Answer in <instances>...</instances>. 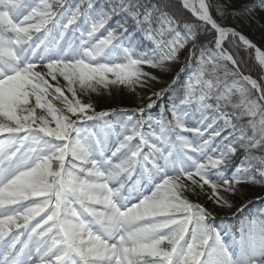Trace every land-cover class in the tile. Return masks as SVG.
I'll return each mask as SVG.
<instances>
[{
  "label": "snow or ice",
  "instance_id": "obj_1",
  "mask_svg": "<svg viewBox=\"0 0 264 264\" xmlns=\"http://www.w3.org/2000/svg\"><path fill=\"white\" fill-rule=\"evenodd\" d=\"M230 2L182 0L199 22L190 23L169 0H108L107 11L96 0H0V264H264V217L242 224L230 250L212 213L188 198L207 188L231 208L242 185H264V105L251 90L261 101L264 91L239 67L241 48L261 66L264 52L224 23L264 12V0ZM118 13L123 21L106 28ZM185 48L167 88L144 107L112 110L119 132L81 99L146 88L159 80L146 69L169 71ZM181 73L179 103L146 116ZM193 105L200 120H186ZM89 121L103 126L90 131Z\"/></svg>",
  "mask_w": 264,
  "mask_h": 264
},
{
  "label": "trees",
  "instance_id": "obj_2",
  "mask_svg": "<svg viewBox=\"0 0 264 264\" xmlns=\"http://www.w3.org/2000/svg\"><path fill=\"white\" fill-rule=\"evenodd\" d=\"M72 4L76 5L78 3H81V0H70ZM113 3H115V0H112ZM171 7L168 9L170 13L174 15L175 18L181 20L182 22H190V23H199L194 16L183 6L180 4V0H169ZM206 2L210 4H215L220 2V0H206ZM248 0H231L229 7L233 9H238L242 4L247 3ZM84 3L86 5V0H84ZM100 4L105 5V10H109L108 7V0H96V5L99 6ZM212 15L215 19L220 20V17L217 15L215 11V7L211 9ZM124 19L123 13H118L116 15H113L111 19L108 21V24L106 25V28H116L117 24L119 22H122ZM116 23V25H114ZM227 26L235 27L239 32H241L243 35L248 37L251 41H253L260 49L264 51V12H255L252 14L251 17H232L230 16L225 22ZM131 30V28H130ZM136 37L138 39H142L139 33H136ZM151 46V45H150ZM224 47L228 48V43H225ZM196 55H199V51H197ZM187 53L182 54L179 56V60L175 63H172L170 66V71L163 74V75H156L159 77V80L163 82V84L166 86V88L171 83L172 79L176 76V73L180 71L182 66L185 65ZM239 59L242 61L239 65L240 71L243 74L250 75L253 79L257 80V83L260 85L261 90L264 91V79H262L261 75V69L260 66L256 63L253 56V50L248 49L245 51L243 48H241L239 53ZM193 65H195V60L193 61ZM231 67V64L228 65ZM190 71V70H189ZM174 74V75H171ZM167 75H169L167 77ZM187 79V75L185 73H181V81L177 85H173V88L175 91H169L163 99V101H157L156 106H154L153 109L149 110L147 115H150L152 118L158 119L161 113V104H163L165 107H167L168 103L170 102V98H176V102L179 103V99L183 96V82ZM249 87V86H248ZM252 92V99H257V102L261 105H264V101L258 100V95L256 90H251ZM156 100V98L154 99ZM54 103L57 104V107H62V105L59 104L58 101H54ZM120 108L125 109L129 106H124L123 103H121ZM111 106L109 104H102L97 110H102L104 108H110ZM144 107V106H143ZM131 110V107L129 108ZM39 110V109H38ZM37 110V112H38ZM115 110H117V107L115 106ZM227 112H232L233 109L231 107H226L224 109ZM109 115L103 118V121H106L109 124H119V117L114 114L112 111H108ZM137 115H139L137 113ZM165 116L168 119H171V113H165ZM201 119V113L199 111L195 110V105H193L192 110L190 111L189 117H186V120L192 121V120H200ZM247 120V117L245 118V121ZM210 122V121H209ZM218 123H223V121H218ZM190 127L194 126L193 123L189 122ZM87 126L90 131L94 128L96 131H99L101 127L103 126V122H94L93 124L87 122ZM146 130V129H145ZM188 135V138H192V133H186ZM255 154H261L258 150H254ZM241 153L236 158V162H239V156L242 155ZM242 189L245 192V195L243 196H235L230 195L231 197L229 200L232 203V207H224L222 211L219 213H216L215 219L211 221L214 227L220 229L224 234H226L228 237H236L237 234L241 235V226L242 224H245L247 220L253 219V218H262L264 217V213L260 212V209H264V185H242ZM250 202V203H249ZM242 204H247V209L243 212H237V209L240 208ZM247 229L245 227L244 233L246 235Z\"/></svg>",
  "mask_w": 264,
  "mask_h": 264
},
{
  "label": "rangeland",
  "instance_id": "obj_3",
  "mask_svg": "<svg viewBox=\"0 0 264 264\" xmlns=\"http://www.w3.org/2000/svg\"><path fill=\"white\" fill-rule=\"evenodd\" d=\"M70 3L72 4L71 1H70ZM180 4L183 6L182 0H180ZM72 5L75 6L74 4H72ZM20 18L22 19V16ZM115 24L116 23H114V25ZM104 34H106V32L102 29L101 32L98 35H104ZM34 35H40V34L36 33ZM78 35H79V33H77V36ZM145 43H148V42L145 41ZM225 43H227V42H225ZM149 46H150V44H149ZM189 47H190V45H189ZM261 51L264 52L262 49H261ZM186 53L188 55V48H185L184 50H182L180 55L186 54ZM253 56H254V60L259 65L258 61L256 60V52H254V51H253ZM193 61H194V59H193ZM193 61H192V63H193ZM184 66H182V67H184ZM259 66H260V69H261V75H262V77H264V66H261V65H259ZM146 70L147 71H151L153 73V75H163V74H165V73L170 71L169 70L167 72H161L158 69H146ZM171 75H174V74H171ZM244 75H248V74H244ZM168 76L169 75H167V77ZM248 86H249V88L251 87L250 85H248ZM163 88H166V86L163 84V82L158 80V81L150 82V85L148 87H146V88H142V89L138 88L135 92H132V91H130L128 89L113 87L111 89V91L101 90V92L99 94L92 93L90 97H81V99L83 100V102H86V103L87 102H91L93 104V107L95 108V110L97 108H99L100 106H102V104H109L111 106L110 108H104L102 110H97V112L112 111V110L115 109V106L117 107V109L120 110L121 109L120 107L123 106V105H121V103H123L124 106H129L128 108L131 107V109H137V108L145 106L149 102L148 101V97L151 95L152 92L159 91L160 89H163ZM257 95L259 96L260 93L257 92ZM155 98L156 97H154V96L152 97L153 100ZM37 113L39 114L40 110H38ZM0 119H2V118H0ZM153 119H155V118H153ZM113 126L115 127V131L116 132L121 131L119 124H114ZM187 126L190 127V124L188 123ZM146 130H147V128H146ZM92 131H96V130L94 129ZM184 134L186 135V133H184ZM0 138H2V136H0ZM110 139L114 140L115 136H111ZM135 179L136 178L132 177L129 180L128 185H126V188L130 187ZM242 192H243L242 195H235V196H243V195H245V192L243 191V189H242ZM209 194H210V189L206 188L205 192L200 193L199 195H191V194H189L188 198L194 203H198V204L203 205L205 208H207L212 213V216L214 217L215 215H217L216 213H219L220 211H222V209L224 207H218L211 200H209L208 199V195ZM228 198L230 199L231 197H228ZM133 202H135V201H133ZM222 238H223V240H224V242L226 244H229L231 246L230 250H235V251L239 250V243L241 241V235L240 234H237L236 237L235 236L234 237L233 236L232 237H228L226 234H224L222 232ZM33 261H36V257L35 256L33 257Z\"/></svg>",
  "mask_w": 264,
  "mask_h": 264
},
{
  "label": "bare ground",
  "instance_id": "obj_4",
  "mask_svg": "<svg viewBox=\"0 0 264 264\" xmlns=\"http://www.w3.org/2000/svg\"><path fill=\"white\" fill-rule=\"evenodd\" d=\"M193 2H195V0H193Z\"/></svg>",
  "mask_w": 264,
  "mask_h": 264
}]
</instances>
